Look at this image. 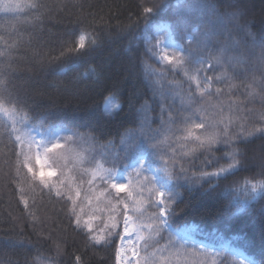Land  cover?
Returning a JSON list of instances; mask_svg holds the SVG:
<instances>
[{
  "label": "trees",
  "instance_id": "16d2710c",
  "mask_svg": "<svg viewBox=\"0 0 264 264\" xmlns=\"http://www.w3.org/2000/svg\"><path fill=\"white\" fill-rule=\"evenodd\" d=\"M166 2L174 5L176 0ZM185 2L194 18L219 19L223 23H217L216 29L223 31L226 24L236 40L243 33H237L235 25L249 21L250 30L257 33L256 44L260 43L264 0H216V13L202 6L209 0ZM160 3L17 0L18 8L0 11V81H7L6 88L0 86V106L24 114L41 132L59 134L63 142L51 162L55 173L42 176L46 182L42 183L35 156H27L0 115V264H74L77 256L83 264H116L124 205L132 194L129 189L117 192L109 181H90L86 169L100 162L110 174L124 171L134 178L132 164L138 161L167 179L181 167L192 178L168 179L164 186L165 199L173 197L171 228L193 224L202 234L233 239L264 264V193L242 209L235 204L236 191L246 181L264 180L256 175L259 167L201 177L227 168L231 161L208 163L229 151L222 142L214 146L220 151H213L211 157L199 148L200 141L209 137L222 140L226 129L234 136L242 126H259L264 80L259 71L234 75L245 67L260 66L259 48L249 41L247 48L241 45L238 52H228L219 66L200 73L220 79L207 90L203 83L198 88L197 80L190 79L197 76L198 64L169 65L159 60L158 49L147 51L165 33L156 31L155 25L161 23L168 25L175 42L190 47L194 55L204 40L199 32H177L168 19L156 17L146 24L140 18L143 8ZM230 16L235 19L227 23ZM211 27L200 25L201 30ZM81 34L85 48L64 54L75 48ZM223 39L212 37L213 46ZM252 51L257 55L252 56ZM16 96L22 103L15 102ZM109 99L114 106L106 107ZM201 122L205 129L194 127ZM262 143L252 139L247 144L248 156L257 165ZM153 144L158 151H153ZM164 153L167 165L160 159ZM146 210L157 211L150 206ZM77 219L79 229L73 223ZM92 236L103 239L96 244ZM139 252L142 263L149 264H189L193 259L188 247L179 245L166 228L144 239ZM198 258L211 264L208 256V261ZM221 262L234 264L228 254L213 264Z\"/></svg>",
  "mask_w": 264,
  "mask_h": 264
},
{
  "label": "snow or ice",
  "instance_id": "6c2138e0",
  "mask_svg": "<svg viewBox=\"0 0 264 264\" xmlns=\"http://www.w3.org/2000/svg\"><path fill=\"white\" fill-rule=\"evenodd\" d=\"M209 13H216L217 12V2L216 0H209V2H206L202 5ZM232 6V5H229ZM19 5H13V4H5L3 6L4 10L11 11L14 8H18ZM30 8H37L39 7L38 4H30L28 5ZM139 7V6H138ZM189 5L185 2V0H176L175 4L167 3L166 0H161V3L159 5H154L152 7H145L143 8V12L140 13V18L145 20L146 24L152 23L153 20L156 17H159V19H168L172 22V27L176 29L177 32L180 33H195L199 32L201 35H203L204 40L201 46H198L199 54L194 55L191 48H185L183 44L179 45V51H173L169 53L167 49H160L161 44L163 43L162 38L155 39L154 45L149 47L147 49L148 52H155L156 49H160V59L164 62H167L169 65H177L180 67H183L186 64H192L196 63L199 65V67H196L194 71L197 73V76L190 77V79L197 80V87L199 88L201 83L205 85V90L211 87V85L218 81L219 77H208L207 75H200L202 72H206L209 69L213 67H217L220 65L223 58L227 55L230 51H239L241 45H243L245 48H247L248 42L251 41L254 48L258 46L259 48V54L258 59L260 61V66L253 65L252 67H245L241 72H235L234 75H240L243 72H252V71H259L261 74V79L264 80V20L260 21L261 24V32L259 34V40L260 43L257 45V33H254L249 28V21H245L243 24L237 23L235 25V31L237 33H243V36L239 39H233V30H229L226 27V24H224V30L218 31L216 29L217 23H223L222 21L218 20H211L207 19L206 17H200L199 19L194 18L190 12H189ZM235 17H229L227 23H232ZM201 24H208L211 25V29H200ZM161 25H155L157 33H159L161 29ZM214 36H223V41L217 40L215 42V45L213 46L212 37ZM191 40V37H190ZM85 48V37L80 36L79 40L75 44V48H68L66 50V53L64 54H70L73 52H80ZM206 54V55H205ZM252 56H256L257 54L255 51L251 52ZM231 57H229V60ZM207 61V65L206 62ZM224 63L227 64L228 61L224 60ZM225 78H228L225 76ZM7 81H0V86L6 88ZM219 91V90H217ZM262 92H264V85H262ZM12 99V97H9ZM264 98V97H262ZM16 103H22L19 96L15 97ZM170 119H172L170 117ZM259 126H251V127H244L242 126L240 131L233 135H230L227 129L224 132L223 139L221 140L220 137H209L206 141H200L199 148L203 150L204 152H207L209 156L211 157V153L213 151L219 152V147H214L217 144H220L221 142L224 144L226 148L229 149V151L223 153L222 155L218 157L211 158L208 163H219L221 160H228L231 161L227 165V168L221 166L218 168V170L214 173H201V177L203 176H213V175H219L221 173H224L228 171V169H238L239 171H248L250 167H259V172L256 173V175H259L261 177H264V143H262L260 147V156H259V164H254L253 160L250 159L247 153V144L251 142L252 139H261L264 140V115H261L259 120ZM197 129H205L207 125L203 122L196 123L194 125ZM19 139V137H17ZM197 140H199V137H196ZM233 145H236L237 147H232ZM240 145H244L243 148L239 147ZM61 144L59 143V138L56 142L51 143L50 147H46V152H51L53 149L60 148ZM153 151H158V147L156 144L152 145ZM167 154H161L160 159L162 162L167 165V159H165V156ZM139 169L137 171L143 169L144 161H138ZM24 167L28 168L29 172H32L35 176L36 173L33 171L31 167L28 166L27 163L24 164ZM163 171L167 172V168L165 167ZM187 169L181 167L178 171H174L172 174L168 175V179H175L177 181L179 180H185L189 181L192 178L188 177L186 175ZM235 174V173H233ZM147 179V178H146ZM227 179V177H225ZM41 182L46 183L41 176ZM246 183H251V181H246ZM153 187L149 189V206L155 208L157 211L153 214V219L158 221V224L156 225V229H163L168 222V218L173 213L174 209L171 204V201L173 200V197L169 195L167 197V200L165 199V193L163 190H157L155 187V180L152 181ZM252 190L255 191L258 187L264 189V180L257 181L256 183L252 184ZM111 187L115 189L117 192L125 191L127 189V185L123 183H115L113 182L111 184ZM155 194L158 199L153 200L152 195ZM59 195V192L57 193ZM264 215V213H262ZM130 220L131 217L128 215V205H124V232L129 233L130 228ZM76 228H81V224L79 219L73 221ZM90 229V225H88ZM113 227H116V225H113ZM149 228H153V225L149 224L147 225ZM116 235H120L119 232L116 233ZM91 240H93L96 244H100L102 241V237H96L92 236L90 237ZM141 239H143V236H141ZM145 245L147 247V241H145ZM60 249L58 248V252ZM121 257L119 249L117 250V264H119ZM74 264H83L81 258L79 256L76 257V260ZM222 264V262H221ZM240 264H243V262H240Z\"/></svg>",
  "mask_w": 264,
  "mask_h": 264
},
{
  "label": "rangeland",
  "instance_id": "374dc122",
  "mask_svg": "<svg viewBox=\"0 0 264 264\" xmlns=\"http://www.w3.org/2000/svg\"><path fill=\"white\" fill-rule=\"evenodd\" d=\"M5 4L17 5V0H0V11H4L3 6ZM162 27L159 32L165 31L159 38L163 39V43L160 49H167L169 53L173 51H179V44L175 42L169 34L168 25L166 23L160 24ZM160 49H158V58L160 61ZM106 107L114 106L112 100H107L105 103ZM0 115L5 118L9 123L14 135L19 137L17 139L20 144L23 145L27 156L34 155L35 162L37 164L38 173L43 177H50L55 173V167L51 164L53 156H57L61 151L63 145L62 138L57 133H49L40 131V129L29 123L28 119L24 114L16 113L13 110L0 106ZM59 138L60 148L53 149L51 152H46L45 148L50 147L51 143L56 142ZM74 159L79 161L80 158L77 154L74 155ZM65 161V160H64ZM133 167L136 168V174L134 178H130L126 172L120 171L114 174H110L109 170L106 169L100 162H95L86 169L88 179L90 181L105 180L109 181L110 185L115 183H123L127 185V189L131 192L132 199L128 205V215L131 217L129 233L124 232V217L121 224V237L118 243L120 252L119 264H149L147 261L142 263L139 245L140 243L152 236L157 230L156 225L158 221L154 220L151 211L146 210L149 206V188L153 187L152 181L155 180V187L157 190H163L168 179L164 173H160L155 168H145L139 172L138 162L133 163ZM147 178V179H146ZM260 181V180H259ZM244 183L238 188L235 194V204L242 209L250 204L253 200H256L261 194L264 193V189L257 188L255 191L252 190V184L256 183ZM115 190V189H114ZM152 199H158V197L152 195ZM111 217V216H108ZM93 219L87 223L92 226ZM153 225V228L147 227V225ZM171 231L174 236V240L183 247H188L190 250L191 258L188 260L189 264H202V260L198 257L203 256L204 260L208 261L207 256L211 258L209 262L219 260L224 254H228L234 264H258L257 261L248 255L241 247L237 246L233 239L221 237L217 233L202 234L195 225L189 224L184 225L179 229H173L167 222L164 227ZM143 236V239H141ZM117 264V254H116Z\"/></svg>",
  "mask_w": 264,
  "mask_h": 264
}]
</instances>
